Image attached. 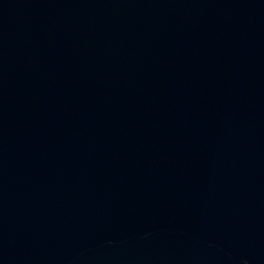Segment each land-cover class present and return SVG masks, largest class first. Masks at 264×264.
I'll return each instance as SVG.
<instances>
[{
	"label": "water",
	"instance_id": "1",
	"mask_svg": "<svg viewBox=\"0 0 264 264\" xmlns=\"http://www.w3.org/2000/svg\"><path fill=\"white\" fill-rule=\"evenodd\" d=\"M0 264H264V0H0Z\"/></svg>",
	"mask_w": 264,
	"mask_h": 264
}]
</instances>
